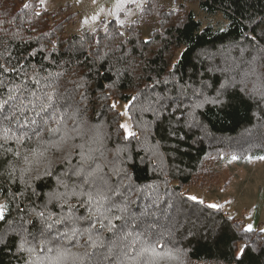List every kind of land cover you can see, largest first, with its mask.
<instances>
[{"label":"trees","instance_id":"trees-1","mask_svg":"<svg viewBox=\"0 0 264 264\" xmlns=\"http://www.w3.org/2000/svg\"><path fill=\"white\" fill-rule=\"evenodd\" d=\"M161 1L146 0L141 13L155 15L157 26L145 39L136 23L123 30L109 27L110 35L104 28L68 33L65 24L73 16L68 4L49 10L38 0H0V65L18 70L5 74L0 96L6 98L9 88L22 82L40 94L42 85L61 110L75 117V122L67 120L72 139L65 152L50 154L54 175L33 179L26 190L20 175L26 167L23 156L33 145L8 141L5 147L20 151V157L0 149V195L10 208L7 222L0 223V264L32 262L27 248L40 247V238L50 241L47 247L63 245L87 253L84 264H121L124 220L113 221L116 235L93 233L103 239L93 246L87 235L64 241L57 232L66 231L64 225L46 230L35 215L68 212L55 202L47 209L44 205L45 194L57 187V176L69 170L67 163L59 162L61 156L71 151L72 165L80 162V149L73 144H83L85 152L91 149L89 170L100 165L112 188L118 189L119 198L113 199L126 211L114 209L112 215L124 217L130 225L126 230L140 235L133 253L158 242L163 246L158 251L179 253V260L157 259L154 264H264L263 231L245 228L238 218L191 199L184 190L208 156L264 155V0H168L178 3L176 9ZM190 2L207 17L218 15L221 20L202 23L186 7ZM32 52L35 55L29 56ZM249 70L252 77L246 80ZM114 101L127 104L134 136L125 138ZM81 126L91 130L77 131ZM41 171L43 165L34 164L25 179ZM22 191L23 196L9 195ZM74 211L77 216L87 214L86 209ZM78 227L89 224L80 221ZM21 244L25 251H20ZM150 258L145 253L141 264Z\"/></svg>","mask_w":264,"mask_h":264},{"label":"snow or ice","instance_id":"snow-or-ice-1","mask_svg":"<svg viewBox=\"0 0 264 264\" xmlns=\"http://www.w3.org/2000/svg\"><path fill=\"white\" fill-rule=\"evenodd\" d=\"M95 2V0H94ZM43 3V0H41ZM132 6H135L137 10L142 11L145 6V0H114L113 6L105 13L107 18L101 19V12L104 9L92 15L89 19L91 22L99 21L104 25V32L108 33L109 27L125 26L126 23H135V21H128L127 17L132 15ZM25 8L28 5H24ZM125 14V19H121L120 15ZM38 15V13H37ZM89 19H85L82 22L84 24L89 23ZM91 32L96 33V27H91ZM123 36V32L119 33ZM35 55V52L29 53V56ZM16 67H6L0 65V92L6 87L5 80L8 78L5 74L17 73ZM34 75H38L34 73ZM29 80L33 77H28ZM35 84L40 85V80L35 79ZM136 97L129 101L131 104ZM115 107V104H113ZM127 105L125 108L127 109ZM127 115V111L124 113ZM72 119L75 122L74 116L68 115V110H61V106L57 102V98L54 97L52 92L44 91L41 85L40 94H37L35 90L29 88L25 83L14 85L8 90V94L5 97L0 96V149H3V154L12 153L16 157L21 156L20 151H14L11 147H5L8 141H14L17 145H22L24 142H29L32 147L28 150L27 154L23 156V162L26 167L21 169L20 182L27 188L32 187V180H39L42 177H51L54 175V161L50 159L52 152L64 153L66 145L72 139L67 129V120ZM125 130L126 137L134 136L135 133L129 130L127 124L120 125ZM75 131V130H73ZM79 135V133H76ZM73 149H80L79 164L72 165L73 152L69 151L63 154L60 159V163H67L69 170L62 173L56 178L57 187L52 191L46 193L47 203L44 208L47 209L48 204L56 203L61 209L65 206L68 208V212L57 217L56 213H49L46 211L35 212L42 221H44L45 229H52L55 225H64L66 231L59 232L58 235L64 241H73L78 236L87 235V241L95 246L98 243H103L101 235H93L95 232H108L113 235L117 234V226L113 221L124 220V224L121 227L119 234V247L124 249L122 252L123 260L121 264H141V258L145 253H150L151 258L144 260L143 264H154L157 259H172L179 260V253L168 251H158L157 249L163 246L160 243H155L142 247L139 251L133 253V246L140 240V235H134L132 231L126 230L130 227L127 220L122 216L112 215L113 210L125 212L126 207L115 203L114 197L119 198L118 189H113L109 180L103 175V168L97 165L96 168L89 170L91 162H93L92 150L88 152L84 151L83 144H73ZM236 159V157H233ZM42 164L43 171L39 172L35 177L31 179H25V174H30L32 171V165ZM15 171L14 168L11 169ZM114 174H118V171H114ZM3 174L0 173V176ZM76 177L77 181L69 183L67 178ZM87 187V190H86ZM37 193L33 192V195ZM10 196L15 198L16 196H23L24 192L9 193ZM75 198L76 204L70 203ZM195 200L196 197H191ZM210 207H218V205H210ZM77 209H86L87 214L83 216L75 215ZM24 211V209H19ZM10 213V208L7 203H0V223L7 222V214ZM80 221H85L89 224V227L82 230L78 227ZM68 225H71L70 227ZM249 230L251 225L248 226ZM43 237V234H41ZM36 239V237H33ZM124 241H127L125 243ZM78 243V241H76ZM50 243L45 238H40L38 244L30 246L27 251L35 257L31 264H84L87 253L80 255L71 251L69 248L58 245L55 248L47 247ZM46 249V250H45ZM20 251H25L24 245L21 244ZM42 254L37 256V252ZM244 249H241L243 252Z\"/></svg>","mask_w":264,"mask_h":264},{"label":"rangeland","instance_id":"rangeland-1","mask_svg":"<svg viewBox=\"0 0 264 264\" xmlns=\"http://www.w3.org/2000/svg\"><path fill=\"white\" fill-rule=\"evenodd\" d=\"M113 3L114 0H95V2L94 0H43V3L38 0L40 7L49 10H57L64 7L65 4L69 5L67 12L73 13V16L65 24V31L68 33H80L82 30L91 31V27L103 29V24L99 21L91 22L89 18L101 8L104 9V12H101V19L107 18L105 13L110 11ZM160 4L175 9L178 6V3L168 0L161 1ZM186 7L192 9L202 23H206L208 20L216 23L221 20L218 15L212 18L207 17L199 11L194 2L187 3ZM141 12L132 6V15L128 16L127 20L135 21L142 36L148 39L152 29L157 26V20L155 15L144 17ZM120 18L125 19V14H121ZM85 19H89V23L82 26ZM129 24L131 23H126L125 26ZM123 27L119 26L122 30ZM251 71L249 70L247 73L246 80L252 77ZM113 104L119 111L120 125L127 124L129 130L134 133L128 112L127 115L124 114L127 111L125 108L127 104L123 101H114ZM89 130H91L90 126H81L77 129V131L87 132ZM123 132L126 135L124 129ZM92 134H94L93 131ZM218 141L226 145L230 143L228 139H218ZM184 190L189 197H196L195 200L203 201L208 205H218L228 215L241 220L245 228L249 229L248 226L251 225V229L264 232V155L258 157H243L236 154L208 156L199 172L194 176L193 182L184 186ZM0 203H4L1 195ZM41 254L39 252L37 256ZM28 262L31 264V261ZM188 264L214 263L190 262Z\"/></svg>","mask_w":264,"mask_h":264}]
</instances>
